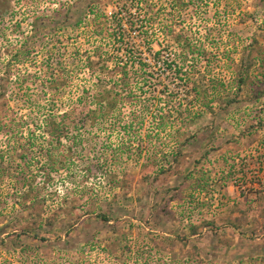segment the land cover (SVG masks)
Wrapping results in <instances>:
<instances>
[{
  "label": "rangeland",
  "instance_id": "374dc122",
  "mask_svg": "<svg viewBox=\"0 0 264 264\" xmlns=\"http://www.w3.org/2000/svg\"><path fill=\"white\" fill-rule=\"evenodd\" d=\"M0 9V82L9 81L0 98L9 105L0 118L16 121L10 131H0V158L11 168L0 167V229L6 228L0 264H157L162 258L168 264H264V125H252L256 116L264 117V97L253 103L248 85L242 100L213 115L187 98L192 82L186 76L164 71L166 63L179 62L182 44L175 37L181 32L210 58L202 63L196 55L184 70L195 67L197 83L211 94L218 92L214 81H222L234 97L231 83L245 47L257 40L256 49L264 51V0H0ZM109 54L118 61L145 57L155 79L135 81L130 89L136 104L155 102L153 112L170 114L173 127L158 133L152 116L141 130L126 132L132 106L129 91L120 88L127 93L119 103L126 112L94 126L84 121L69 134L72 141L54 142V171L41 151L51 140L44 118L75 108L82 124L89 105L76 100L98 90ZM32 101L40 102V111L29 109ZM178 112L188 128L183 137L195 138L179 167L156 176L155 165H143L156 151L170 154L180 136ZM32 139L37 145L29 149ZM138 140L147 152L141 158ZM89 163L96 164L92 171ZM22 168L37 175L34 186L46 199L43 217H55L54 225L44 224L36 239L16 232L4 248L7 233L35 218L19 205L27 192ZM146 170L153 175L144 177ZM106 211L109 223L100 217ZM243 216V226H228L229 218ZM203 221L214 224L194 234L191 224Z\"/></svg>",
  "mask_w": 264,
  "mask_h": 264
},
{
  "label": "trees",
  "instance_id": "16d2710c",
  "mask_svg": "<svg viewBox=\"0 0 264 264\" xmlns=\"http://www.w3.org/2000/svg\"><path fill=\"white\" fill-rule=\"evenodd\" d=\"M181 4V0H179ZM2 9H0V16ZM90 13L94 14L96 19L100 17V15L95 13L94 5L90 6ZM79 24V22H78ZM119 37V39H124L123 35L121 33H118L116 37ZM175 40L178 41V43L182 44V52L180 53L179 62H168L166 63V66L164 68V71H171L174 70L175 74L180 76L182 74L181 79L183 76L185 78V81H189L188 83L192 82V88L189 92L188 97H191V101L193 102L195 107H200L205 109L208 112H211L213 115H218L220 113H224L232 107V105L238 103L241 98V91L244 87H247L248 85L251 86V96H249V99L253 101V103L259 101L264 97V51L260 49H256L258 45V41L254 40L252 44H250L248 47H245V54H243L240 58L239 63H237L235 70H234V79L231 83V85H235L234 91L232 92L234 94V97H230L229 93H227L224 89L227 87L222 81H214L216 85L213 87L214 90H218V92H214L211 94L210 88L203 87L200 85V83H197V79L195 77V73L193 72L195 70V67H192L190 69V73L187 72V70H184V65H189V63L193 66L194 61H191V58L196 57L198 55L197 60L199 61H210L208 52L203 48H197L195 45H193L186 36H184L181 32H178L176 34ZM256 50V53L254 54V51ZM259 50V51H258ZM18 55H23V50H18ZM161 56V50H158L155 52V57L159 59ZM144 58H139L138 61H118V59L113 56L112 54H109L105 60L104 64L102 65V71L106 74H102L104 76V80L101 79L98 80L100 83L96 84L95 86L98 87V90L95 92V94H91L89 92V96L87 98L80 97L77 98L76 102L79 103H85L89 105L88 111L84 117L81 118L82 124H80V121L76 120V116L73 114L75 113V108L73 110H67L63 112L61 115L56 114H47L44 118V132L51 137V140H49L48 147L45 148L42 146L40 148L41 151L45 152L47 160L50 161L51 169L53 168L54 171L57 169L55 166L53 157L55 155V152L58 150L60 143H62V139H70L69 134L72 133L75 129H79L80 125L85 124L87 120L91 122V125H97L101 121H105L108 119V117H113L114 115L121 117L120 115L123 112L121 109V105L119 103L125 102L127 98H130L131 106L130 108V115L125 121L124 129L126 132L131 133L133 130L136 132V129H140L144 126V123L146 121V118H151L154 116L155 120V129H157V132L160 133L162 131H167L168 128L173 127L170 122H168V119L171 118L170 114L164 113L162 110H158L157 112H153L155 110H152V105L155 103H147V100L144 101L141 105L136 104V98L137 96H133V90L130 89L132 87V84L135 81H143L148 82L149 79L154 80V68L150 67L149 62L147 60H144ZM203 59V60H202ZM113 63V66L110 69V64L107 65V63ZM202 62V63H203ZM258 62V63H257ZM196 62V67H197ZM258 64V72L257 74H254V68ZM174 66V67H173ZM208 71L209 68H207ZM107 70L109 72H107ZM185 71V72H183ZM108 73L109 76H106ZM157 76V75H156ZM159 76V75H158ZM108 77V78H105ZM204 78L205 76H200ZM8 82L9 81H3L0 82V98L5 96L6 91L8 89ZM64 83V82H63ZM139 83V82H136ZM19 84V83H17ZM65 84V83H64ZM63 84V85H64ZM20 85V84H19ZM54 87V86H52ZM125 89L128 92L122 94L119 89ZM167 97H170V93L168 92ZM174 95V94H173ZM127 97V98H126ZM136 97V98H135ZM122 99V100H121ZM189 99V98H188ZM156 100L158 98L156 97ZM187 100V99H186ZM54 101V100H53ZM151 101V100H150ZM154 101V100H153ZM188 101V100H187ZM191 102V103H192ZM217 103L218 106L214 107L215 103ZM190 103V106H192ZM7 101H1L0 100V114L1 111L4 110L6 107H8ZM154 106H157L154 104ZM190 106L187 107V109H190ZM29 109L31 110H39L40 102H34L32 101L30 104H28ZM160 109V108H159ZM31 110V111H32ZM190 111V110H189ZM159 113V114H157ZM201 112H195V116L191 118L194 122L196 121V118L200 115ZM152 114V115H151ZM56 117H60L58 120ZM192 117V116H191ZM257 121L255 124H252L253 126L259 128V126L264 125V117L263 116H256L255 117ZM177 125H175L176 132L179 133V139L176 140L175 143L171 146V152L170 154L162 152L160 154H157L159 151L154 152L151 155H148L146 158V163L143 165V167H150V165H155L157 167L156 176H159L161 174L170 173L172 169L175 167H179L182 164L183 157H184V149L192 143L193 139L195 138V135L192 136H186L183 137L188 131H186L188 128L186 127L187 123L184 122V117L182 112H178V117L176 118ZM189 119V120H191ZM13 121V122H12ZM11 122L5 120L4 118H0V131H10L11 128H14L16 125V121L12 120ZM102 122V123H103ZM251 125V126H252ZM187 128V129H186ZM135 136L134 134H132ZM71 140V139H70ZM134 140H137L134 138ZM72 141V140H71ZM54 142H56L58 145H54ZM81 140H73V143H80ZM37 142L35 140H29L28 145L29 149H32L35 147ZM72 143V142H71ZM138 151H136V154L139 155L141 158L143 155H145L147 152H144L145 145L143 143H140L138 140ZM150 144V141L148 142ZM148 144L146 147H148ZM71 148V147H70ZM72 149V148H71ZM135 154V155H136ZM44 155V156H45ZM160 156V157H159ZM4 157L1 156L0 163L2 162V165L0 166L3 170V172L10 170V167H5L4 165ZM116 157V156H115ZM170 157V158H169ZM22 159H26L25 154H21ZM71 158L68 157V161H71ZM116 159V158H114ZM95 163H89L87 165V171H92L93 167L95 166ZM147 173L144 175V177H151L153 174H151L150 170H146ZM20 173L23 174V184L27 186V192H24L21 196L22 199H20L19 205L21 207V211H27L30 210V213H34L35 218H31L32 221L28 219L27 223L24 225L19 226L18 230L15 232L7 233L8 238H3L1 240V247L5 248V244L7 242V239L12 238L13 235L17 232V236L24 235L29 238L36 239L38 237V234L36 233L39 231V229H43V225L53 226L55 217H43V210L42 206H44L46 199L45 196H40L39 190L35 188L34 182L37 181V175L30 176L29 174H26V171L24 168L19 170ZM189 175V174H188ZM51 173L47 174V178L50 179ZM49 181V180H48ZM244 194V192H242ZM243 214L244 211H242ZM110 212L106 211L103 213H100V217L103 221L109 223L111 220ZM37 215V216H36ZM244 219L242 218H235L231 219L229 218L227 224L228 226H231L233 228H240L244 225ZM45 222V223H44ZM213 222L203 221L201 224H191L192 226V232L196 234L201 226L203 227H210V225H213ZM71 227L72 224H71ZM216 227V225L213 226V228ZM214 231H217L218 228L213 229ZM6 232V228L3 227L0 229V233L4 235ZM5 237V236H4ZM43 239V238H42ZM41 239V240H42ZM29 245L22 246V250L26 251ZM17 249V246H16ZM195 249L198 248L195 246ZM7 251H10V249H6ZM1 253V252H0ZM158 261L157 264H168L166 260H163V258ZM251 264H256L255 261H253Z\"/></svg>",
  "mask_w": 264,
  "mask_h": 264
}]
</instances>
